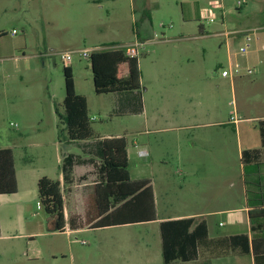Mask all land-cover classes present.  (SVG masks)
<instances>
[{
	"label": "rangeland",
	"instance_id": "1",
	"mask_svg": "<svg viewBox=\"0 0 264 264\" xmlns=\"http://www.w3.org/2000/svg\"><path fill=\"white\" fill-rule=\"evenodd\" d=\"M217 1L223 2L224 12L214 9L216 21L208 23L200 16L201 11L212 8ZM239 1L246 3L237 9ZM253 22H264V0H0V149L13 150L21 179L24 171L32 166L37 170L46 167L54 177L59 166L56 148H60L61 157L68 150L59 140V131L64 128L60 117L65 114L66 93L65 65L58 54L92 49L96 45L126 52L128 46L140 43L137 59L141 92L144 94L151 82L166 80L170 83L168 75L174 74L175 85L181 92L174 102L175 108L188 114L215 113L217 122L221 123L217 126V146H204L194 132L183 131L181 144L192 141L196 144L193 162L198 166L191 171L189 164L186 167L180 164L173 150L178 132L143 136L136 133L144 117L152 114L150 92L144 95L146 108L144 101L138 98L134 114L116 115L112 93H96L90 60L76 55L72 62L77 69L76 91L87 100L92 129L96 136L98 133L127 134L132 180H155L160 217L204 215L212 236L229 233L232 228L237 233L246 231L248 217L244 212L241 141L234 125L222 124L232 113L239 119L246 115L264 117V82L255 85L260 78L256 73L246 78L241 76L243 79L235 78V85L230 78H223L222 70L228 68L227 53L224 37L216 34ZM145 33L152 39L150 42L143 41ZM198 36L204 39L189 40ZM191 66L203 68L198 82L206 97L200 105L197 98L191 100L189 94L186 95L197 81L185 79L184 69ZM160 73L166 74L158 78ZM240 83L246 84L248 89L242 90ZM119 94L123 100H129L133 91ZM248 124L258 129L257 121L244 122L238 127ZM64 133L68 139L67 132ZM83 141L86 140L73 142L70 150H79L77 146L87 144ZM133 141L146 143L154 159L164 157L171 175L163 174L155 165L151 167L152 158L135 159ZM185 156L188 162L191 154ZM89 167L95 170L94 166ZM206 173L217 176L209 177ZM207 179L215 184L207 185ZM94 180L95 171L89 175L88 182ZM81 183L78 179L76 185ZM66 197L69 200L68 193ZM2 198H8L12 205L16 203L12 201L13 196ZM86 199L87 191L77 187L74 202L80 203L83 214ZM3 217L6 219L5 213ZM12 217L8 216V220L14 222ZM233 219L237 223L232 227ZM220 222L224 226L219 227ZM57 241L61 250L54 255L44 249L47 242L42 238L30 248L23 240L19 246H13L9 254H2L9 241L0 242V264H141L140 247L149 242L153 248L158 236L152 227L137 225L87 230L60 236ZM119 248H128L125 259L117 257ZM157 264H163L161 259Z\"/></svg>",
	"mask_w": 264,
	"mask_h": 264
},
{
	"label": "crops",
	"instance_id": "2",
	"mask_svg": "<svg viewBox=\"0 0 264 264\" xmlns=\"http://www.w3.org/2000/svg\"><path fill=\"white\" fill-rule=\"evenodd\" d=\"M222 5V11L224 12L223 2L217 1ZM246 3V1H244ZM244 3V4H245ZM243 7V6H242ZM241 7V8H242ZM237 8V7H236ZM240 9V8H237ZM224 26V25H223ZM229 34V35H227ZM139 36V34L137 33ZM217 36L224 37V43L226 47L227 53V62L228 67L235 63H240L244 68H255L256 74L260 76L257 80L258 82L255 84H260L264 82V22H253L251 24H247L246 26L240 25V27H236L232 30H224L217 32ZM144 42H150L152 39L149 38L148 33L144 35ZM249 37L250 41V50L246 55H241L239 52V48L246 43L247 38ZM201 40L204 39L202 36L194 37L189 40ZM188 41V39H184ZM183 40V41H184ZM140 45V43H139ZM108 45H96L92 49L101 50L107 48ZM202 52H205L204 47H202ZM73 70L75 85H76V72L77 69L73 67V64L70 65ZM225 69V68H224ZM174 72V71H173ZM200 72H203V68L199 66H191L184 69V76L186 80L197 79L195 81L194 86L189 87L187 94H189L190 99L197 98L198 104H202V100L206 97L205 91L200 83L198 82V78ZM166 73L158 74V78L165 76ZM170 83L163 82H151L149 86L144 89V92L147 94L150 92V101L152 107V114L150 117H144V123L141 125V129H138L136 132L138 136L148 135V134H161V133H171L178 132L176 138V146L173 149L174 153L177 154L178 162L186 167V164L190 167L189 169L196 170L197 164H194L193 160L196 157L193 156L196 149V144L192 141L186 145L181 144L180 133L183 131H192L196 134L197 139L202 142L204 146H217V126L221 125V123L217 122V115L212 112H204L197 111L192 114L179 112L175 106L174 102L181 95L178 87L175 85L174 74H169ZM244 78L248 76H243ZM224 78V77H223ZM165 79V78H164ZM228 79V78H226ZM239 79H243L242 77ZM231 83L235 85V80L230 79ZM144 85V83H143ZM240 88L243 90H247L248 86L246 84L240 83ZM142 89V88H141ZM145 93L143 94L141 90L133 91V96H130L129 100H123L122 96L119 93H112L114 99L116 100V115H131L135 113L137 110L136 100L140 98V101H144L145 104ZM83 95V94H82ZM112 97V96H111ZM143 107V106H142ZM143 114L146 110L143 108ZM114 114V115H115ZM140 116V113H139ZM259 122L258 129H255V126L245 125L238 127L241 123L244 122ZM264 123V117H259L256 115H246V117L241 118L238 126L230 121V118L227 122H224L222 125L224 126H233L236 129V135L240 142V154L245 150H255L260 149L264 151L260 127ZM239 128V129H238ZM99 139L86 140L82 143H87L82 146H77L79 150L71 151L70 145L73 142H62L68 150L61 157L60 148L57 149V163L59 164L58 170L55 173L54 177L49 175L48 168L41 167L40 169H35V167H30L25 170L23 173V178L19 174V171L16 168L17 172V181H18V192L13 194H0V242L4 244L3 241H9L8 247L2 254H9L11 252V248L13 246H19L23 240H26V246L30 248L34 243H37L39 238L45 239L47 242L46 247L44 248L47 252L52 255L56 254V251L61 250V245L57 241L60 236H71L79 233H83L87 230H94L100 228H94L93 224L96 222L97 212L95 210L94 200H95V192L94 185L100 183L102 179V175L100 174V168L102 165L101 158V146L100 142L103 138L106 137H121V134H109L98 133ZM127 138V134H124ZM129 141V140H128ZM77 142V141H75ZM257 143L256 147L252 146V143ZM244 144L245 147L242 146ZM130 145V142H129ZM132 145L134 147L133 156L135 159H146L152 158L149 161V165L152 167L155 165L158 170H160L163 174L170 176L168 173L169 165L164 157H159L154 159L152 157V153L149 151L146 143H142L140 141H133ZM80 147V148H79ZM129 148V147H128ZM147 151L149 153L146 157L139 156L138 152ZM129 157L131 153L128 150ZM185 154H191L189 161H186ZM67 155H74L78 160V163L74 166L73 171V179L74 182L70 186L69 190H64V200H65V215H66V226L63 232L57 230L56 219L53 216L47 215L42 207H39V199H38V188L37 183L40 178L47 176L54 180H59L63 184V174L61 172V164L64 158ZM15 157V155H14ZM130 160V158H129ZM89 166H94L95 170ZM208 170V167L206 168ZM93 171H95L96 180L89 181V175H93ZM262 173L264 175V166L262 169ZM131 174V173H130ZM207 176L216 175L212 173H206ZM208 177V178H209ZM78 179L82 181L81 185H76ZM132 179V177H131ZM138 180H148L151 183L153 188L155 203H156V212H157V220L149 221L145 223H134L128 225H116L110 227H103V229H115L120 227H129V226H137V225H147L152 227L154 232H157L158 242L154 244L153 248L150 246L149 242L144 243L140 247V254L142 258H140L141 264H157L159 259L161 262L165 264L163 258V250H162V237H161V223L166 220H177L181 218H190L194 217L198 220V222L205 221L208 232L210 242L208 246L200 247L198 250V258L194 261L182 262V261H174L171 264H254L253 256H244L238 250H235L231 247L228 238L247 233L251 236V224L248 215V208L244 206V212L247 214L248 223L246 226V231L244 232H235L232 228L231 232L225 233L223 235L212 236L210 230V223L205 218L204 215L201 214H187V215H166L164 217H160L158 213L157 207V198L155 191V180L151 178H143V179H135ZM211 179H207L206 182ZM243 183V193L245 195L246 201V188L244 183V177L242 178ZM215 184V182L209 181L207 185ZM81 187L87 191V206L84 210V214L82 213L81 205L79 202H74V198L76 197V188ZM67 189V187H64ZM69 194L70 198L67 200L66 194ZM6 196L15 197L16 201L15 205H12L8 198H2ZM15 206V207H12ZM41 211V213H40ZM225 212V211H224ZM5 213L6 219L3 217ZM14 217V222L8 220V216ZM12 217V218H13ZM72 217L74 219V225L76 227H71L69 225V218ZM237 223L235 219L231 220L232 227ZM219 227L224 226L222 222H220ZM5 229L9 230L7 232ZM29 251V249H27ZM128 248H119L116 251V255L120 259H125ZM154 254V258H152Z\"/></svg>",
	"mask_w": 264,
	"mask_h": 264
},
{
	"label": "trees",
	"instance_id": "3",
	"mask_svg": "<svg viewBox=\"0 0 264 264\" xmlns=\"http://www.w3.org/2000/svg\"><path fill=\"white\" fill-rule=\"evenodd\" d=\"M114 46V45H113ZM95 91L98 94L138 91L142 88L141 71L137 57H130L123 49L107 46L96 50L90 57ZM65 114L61 116L59 140L75 142L99 139L91 127L87 100L76 91L71 66L64 67ZM68 134V139L66 133ZM264 149V123L260 127ZM63 138V139H62ZM102 181L94 185V228L145 223L157 220L156 203L150 181H133L129 171V141L125 136L106 137L100 142ZM243 177L246 188V206L251 224V236L247 233L228 238L231 247L244 256H253L254 264H264V151L260 149L242 152ZM78 160L67 155L62 164L63 184L47 176L37 183L38 199L44 212L56 219L57 230L66 226L63 191L73 184V171ZM67 187V189H64ZM14 152L0 149V194L18 192ZM69 218V225H74ZM162 250L165 264L174 261L189 262L198 258L200 247L208 246L209 232L205 221L194 217L166 220L161 223Z\"/></svg>",
	"mask_w": 264,
	"mask_h": 264
},
{
	"label": "built area",
	"instance_id": "4",
	"mask_svg": "<svg viewBox=\"0 0 264 264\" xmlns=\"http://www.w3.org/2000/svg\"><path fill=\"white\" fill-rule=\"evenodd\" d=\"M244 1H239L236 5L237 8H241L244 5ZM219 9L222 11V5L218 2L212 4V8H205L201 11L200 16L202 18L208 20V23H214L216 21L217 15L216 11L214 9ZM229 35V34H227ZM250 39L249 37L246 40V43L239 48V52L241 55H246L250 50ZM139 43H135L133 45H130L126 48V54L130 57H137L138 55V47ZM97 49H84V50H71V51H65L59 53V57L62 61V63L65 66H70L74 60V57L77 55L82 59L89 60L92 53L96 51ZM254 73H256L255 68H244L240 63H235L230 65L228 68L223 69L221 76L224 78H230L234 80L235 78L241 77V76H251ZM230 121L234 123L236 126H238L240 119L236 117L235 113L231 114ZM16 127L15 124H12ZM139 156L146 157L149 155L147 151H140L138 152ZM39 207H41V204L39 203Z\"/></svg>",
	"mask_w": 264,
	"mask_h": 264
}]
</instances>
